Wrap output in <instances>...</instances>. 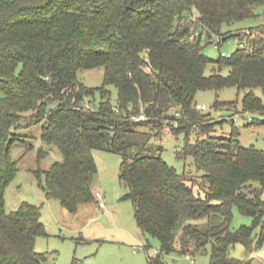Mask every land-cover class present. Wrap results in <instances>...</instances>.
Masks as SVG:
<instances>
[{
	"label": "trees",
	"instance_id": "16d2710c",
	"mask_svg": "<svg viewBox=\"0 0 264 264\" xmlns=\"http://www.w3.org/2000/svg\"><path fill=\"white\" fill-rule=\"evenodd\" d=\"M259 4L264 0H0V264H44L47 258L36 249L37 236L47 234L41 207L27 201L6 207V189L18 170L12 147L26 118H45L43 140L63 153L36 172H45L47 195L71 212L96 198L94 150L123 156L120 177L138 225L160 242L157 254H149L151 264H171L164 255L172 251L209 250V264H251L234 248L241 243L248 252L264 243V149L241 144L237 131L213 133L196 96L236 86L245 91L243 111L264 114V100L255 92L264 91V22L223 30L224 24L257 16ZM204 35L207 43L218 36L219 45L237 35L244 46L221 54L219 67L208 73L213 60L203 50ZM100 65L103 85L78 78V69ZM96 92L101 100L93 108ZM170 120L181 123L183 151L204 175V191H195L154 140L158 133L152 129L161 131ZM193 131L206 135L192 142ZM47 152L41 148L39 157ZM234 206L252 223L232 228Z\"/></svg>",
	"mask_w": 264,
	"mask_h": 264
},
{
	"label": "rangeland",
	"instance_id": "374dc122",
	"mask_svg": "<svg viewBox=\"0 0 264 264\" xmlns=\"http://www.w3.org/2000/svg\"><path fill=\"white\" fill-rule=\"evenodd\" d=\"M257 16H251L224 24L223 30L240 31L250 26L264 22V4L255 7ZM197 14V10H193ZM206 33V32H205ZM204 35L203 50L213 60L207 69L211 72L221 52L226 54L235 51L241 39L232 35L222 40L220 45L218 36L210 43L206 42ZM230 66L223 65L222 72L227 74ZM78 78L91 86H101L104 83L105 67L103 65L93 68H80ZM112 102H118V88L110 85ZM244 90L236 86H229L219 91L213 89L200 90L196 100L205 104L209 121L213 123L212 132L229 136L233 131L238 132L241 144L256 146L264 149V114L259 110L243 111L242 99ZM255 92L264 100V91L257 87ZM90 105L97 108L101 95L96 92L95 97H90ZM220 102L215 104V100ZM237 115L238 119H234ZM215 123V124H214ZM45 118L41 120L23 119L17 128L18 138L12 147V157L17 160L18 170L6 189L7 210L17 209L24 201L35 203L41 207V219L45 224L47 234H40L36 239V249L45 252L47 258L44 264H151L149 254L156 255L160 247L159 240L148 232H144L138 225L135 217L133 201L126 196L129 187L120 177V167L123 156L118 152L95 149L98 171L92 182L94 191H102L105 206H100L98 200L81 203L76 212L68 210L59 198L51 197L46 192V175L38 169L47 170L56 160L63 159V153L56 144H49L42 138V127ZM181 123L170 120L165 123L164 129H152L154 140L162 142L165 147L163 156L180 173H186L194 184L196 192L207 188V181L202 172L197 171L194 156L183 151L187 141L185 133H180ZM200 126L196 130L200 131ZM146 128V127H145ZM151 130L150 126L147 127ZM205 133L193 131L189 140L195 142L197 137H204ZM45 148L48 152L39 157V151ZM254 185H260L253 181ZM262 196L264 198V185ZM232 228L242 224H251L252 217L243 214L237 206L233 207ZM149 245V248L146 247ZM264 243L254 250L246 252L241 243L234 248L235 255L245 258L251 264H264V256L260 254ZM172 251L164 255V260L171 264H209L210 250L207 253L192 254Z\"/></svg>",
	"mask_w": 264,
	"mask_h": 264
},
{
	"label": "built area",
	"instance_id": "2783aa9c",
	"mask_svg": "<svg viewBox=\"0 0 264 264\" xmlns=\"http://www.w3.org/2000/svg\"><path fill=\"white\" fill-rule=\"evenodd\" d=\"M218 45H219V44H218ZM239 46H244V42L241 41V42L239 43ZM221 54H222L223 56H230L232 53L226 54L225 52L222 51ZM196 106H197V108H199V109H201V110L206 109V105H205V104L197 103ZM144 117H145L144 115H140V116H138L137 118H138V119H144ZM234 119H238L237 115H234ZM95 197H96V199L98 200L100 206H105V202H104V200H103V193H102V191H96V192H95ZM260 254H261L262 256H264V246L261 247V249H260ZM187 257H188V258H191L192 256H191V254H187Z\"/></svg>",
	"mask_w": 264,
	"mask_h": 264
}]
</instances>
